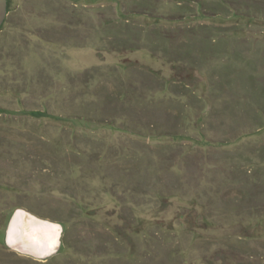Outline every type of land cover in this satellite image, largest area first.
<instances>
[{"label": "rangeland", "instance_id": "374dc122", "mask_svg": "<svg viewBox=\"0 0 264 264\" xmlns=\"http://www.w3.org/2000/svg\"><path fill=\"white\" fill-rule=\"evenodd\" d=\"M6 1L0 264H264V0Z\"/></svg>", "mask_w": 264, "mask_h": 264}, {"label": "bare ground", "instance_id": "6f19581e", "mask_svg": "<svg viewBox=\"0 0 264 264\" xmlns=\"http://www.w3.org/2000/svg\"><path fill=\"white\" fill-rule=\"evenodd\" d=\"M43 225L51 226L53 229L52 237L47 238L43 245L39 243V246L32 245L30 248L27 243H23V240L20 241L18 238L19 235H23L27 238L33 236L34 229L40 230ZM60 229L61 228L58 223L47 221L45 219H39L33 214L18 208V211L10 218L6 231V240L7 244H10L11 246L14 245V247L18 250H26L38 256H47L54 252L56 246L59 245ZM35 235L37 237L40 236L39 232H36ZM39 241L41 242L42 239Z\"/></svg>", "mask_w": 264, "mask_h": 264}, {"label": "water", "instance_id": "95a60500", "mask_svg": "<svg viewBox=\"0 0 264 264\" xmlns=\"http://www.w3.org/2000/svg\"><path fill=\"white\" fill-rule=\"evenodd\" d=\"M6 0H0V25L3 22L4 16L6 14Z\"/></svg>", "mask_w": 264, "mask_h": 264}]
</instances>
